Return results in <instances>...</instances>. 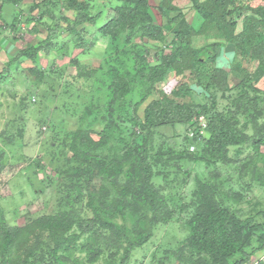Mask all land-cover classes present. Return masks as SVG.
<instances>
[{
    "label": "trees",
    "instance_id": "trees-1",
    "mask_svg": "<svg viewBox=\"0 0 264 264\" xmlns=\"http://www.w3.org/2000/svg\"><path fill=\"white\" fill-rule=\"evenodd\" d=\"M111 1L32 0L16 16V26L23 20L42 27L29 32L46 34L8 59L0 85L19 65L40 105L62 119L43 122L51 132L50 147L56 148L53 177L42 170L40 159L35 164L37 173L48 174L52 205L21 226L10 225L0 210V264H136L138 250L159 226L170 223L182 224L188 236L163 251L166 260L250 264L264 252V212L241 218L228 206L244 199L254 184L264 186L259 152L264 92L256 87L264 78V6L241 0H161L156 22L149 0H116L115 6ZM63 6L72 17L60 10ZM108 6L111 16L98 26ZM189 9L201 20L198 29L186 19ZM46 19L52 26H44ZM94 28L110 44L103 62L90 67L79 63L74 50L89 51L93 44L85 43L86 35L92 38ZM6 29L9 38L16 34ZM197 39L201 43L193 44ZM239 49L249 71L234 60ZM229 51L227 71L215 64ZM48 55L67 61L43 65ZM21 61L33 66L22 68ZM67 67L75 73L68 75ZM165 86L172 87L166 91ZM5 91L19 99V111L37 103L36 96L32 102L28 94L20 97L0 87L1 95ZM64 118L70 128L63 126ZM249 125L251 135L245 133ZM246 148L253 155L239 160ZM195 165L204 171L194 172ZM236 176L243 185L234 181ZM171 182L175 188L169 189ZM155 260L150 264H164Z\"/></svg>",
    "mask_w": 264,
    "mask_h": 264
},
{
    "label": "rangeland",
    "instance_id": "rangeland-1",
    "mask_svg": "<svg viewBox=\"0 0 264 264\" xmlns=\"http://www.w3.org/2000/svg\"><path fill=\"white\" fill-rule=\"evenodd\" d=\"M102 0H97V2H101ZM160 0H149V3L152 7L154 5H158ZM242 3L250 4L253 6H264V0H241ZM41 4V2H40ZM118 4L116 0H112L109 4L110 6H115ZM2 14L0 17V50L2 48H6L7 45L4 43L3 39H8L11 36V32L6 29V27H11L15 35H20V33L27 34L26 40L29 42H34V40L42 39L45 36V31L40 30V32L36 34V36L31 37L29 30L34 26L33 23L27 25L23 20L20 21L17 26L15 25L16 16H19V12H23L28 8V6L24 5V0H21V3L17 5L13 1H4L2 4ZM16 5V6H14ZM94 5V4H92ZM58 4L55 6L57 7ZM65 8L64 6L62 7ZM55 9V8H54ZM58 11L59 9L56 8ZM109 6L106 10H103L104 16L103 19L99 21L98 26L101 25L107 18L111 16V13L108 14ZM67 17H72V11L65 10L63 11ZM187 21L191 27L194 29H198L201 25V20L196 13H192L190 9L185 13ZM156 22L160 20L157 13H155ZM25 19V18H24ZM44 26L51 25L49 20H42ZM6 26V27H5ZM36 28H42L41 25ZM10 32V33H9ZM92 38L86 35V44H93L92 47L88 48V52L85 54L81 53V48H76L74 50V54H79L78 59L79 63L86 64L87 66H92L93 63L100 64L103 62L102 56L109 48L110 41L106 37H103L96 28L91 31ZM13 35V36H15ZM201 43L200 39H197L193 42V44L198 45ZM3 50V49H2ZM232 55V51L224 52L218 59L217 64L227 71L230 70L229 65L231 59L229 58ZM43 56V54H42ZM75 56V55H74ZM43 59V57H42ZM53 55H48V61L46 63V59L43 60L42 64L49 65V60H55L53 65L59 66L67 61L66 59H61L58 62L56 61ZM235 62L241 63L242 67L247 68L249 71L250 64L248 62L247 57H244L241 50L239 49L235 56ZM155 61V60H154ZM234 62V61H233ZM24 67H32L33 64L27 61ZM16 67V68H15ZM213 64H209L208 68H212ZM23 68V67H22ZM15 69V70H14ZM26 71V69H25ZM49 71V70H48ZM11 73L6 74L7 80L5 81V90L18 91L20 97L24 94H28L31 96V101L37 102L36 104L31 103L29 109L24 111H19V107L16 106V103L19 104V99H13L10 94L0 95V132L5 131L4 136L0 139V151H4L2 155H0V210L3 213V217L10 225L21 226L26 223L27 218L34 215V217H38L41 214H45L49 211V208L53 202V190L52 187L47 186L49 183L46 178L48 176V172L52 173L53 170V162L52 159L55 157V149L54 147H50L52 138L51 132H49V126L44 123L52 122L56 123L57 120H61L60 114L58 112L53 113L50 112V108L46 106H41V97L37 95L36 88L30 85L31 82L27 75L22 72L19 65H15L10 70ZM66 73L68 75L74 74V70H71V67H67ZM180 80L187 81V78H183ZM191 84L194 86L195 81L193 77H191ZM203 81H206V78H203ZM192 86V87H193ZM172 86H168V89ZM259 89L264 92V78L256 85ZM163 90L169 91L167 87H161ZM194 88V87H193ZM195 89V88H194ZM11 92V91H8ZM84 92V91H81ZM6 93V91H5ZM85 94V92H84ZM83 94V95H84ZM261 94V93H260ZM36 96V99H34ZM264 115V114H263ZM23 118L19 121V117ZM66 120V118H64ZM51 120V121H50ZM70 121H74L71 119ZM41 122L42 124H39ZM52 123V124H53ZM260 124H264V116L259 121ZM63 126L66 128H70L72 124H67L66 121H62ZM74 124V128H75ZM45 132L44 134H40L39 131ZM56 133H59L61 129L55 127ZM166 135H170L169 129H164L162 131ZM245 133L248 135L253 134L251 129V125L245 130ZM8 138H11L13 143L7 141ZM178 143H181L180 141ZM259 152L264 156V146L259 148ZM233 150H231V154ZM253 155V150L251 148H246L244 152L239 157V160H244L245 158H250ZM37 159H40L42 170L47 172L43 175L42 172H36ZM28 165H30V169L25 172V169ZM261 166V163H259ZM203 168L194 166V172L201 173ZM264 172V171H263ZM53 177V173L52 176ZM41 181H44L42 183ZM234 181L237 184L242 183V179L238 176L234 178ZM233 185L236 186L234 182ZM261 185L252 186L244 199H241L238 204L232 203L229 204V208L237 209L241 218L247 217L249 215L264 212V186ZM167 188L174 187L175 183L166 186ZM185 192L187 190L185 189ZM237 189H232L231 193H236ZM235 196V194H233ZM187 229L183 227L182 224L170 223L167 226H159L155 232L154 237L135 255L136 264H150L152 259L156 258V262L162 260V263L175 264V260H166L163 254V251L166 249H175L177 246H180L184 240L187 238ZM259 260H264V252L260 253L258 256ZM138 262V263H137ZM258 260L256 258L253 259L251 264H257Z\"/></svg>",
    "mask_w": 264,
    "mask_h": 264
},
{
    "label": "crops",
    "instance_id": "crops-1",
    "mask_svg": "<svg viewBox=\"0 0 264 264\" xmlns=\"http://www.w3.org/2000/svg\"><path fill=\"white\" fill-rule=\"evenodd\" d=\"M11 1L15 2L17 5H19V3H21V0H16L17 2L14 0H11ZM31 1L32 0H24V5H22V7L23 6H29ZM155 7H156L155 5H154V7L151 6V8H153L154 12L157 13L155 10ZM0 9H2L1 5H0ZM1 13H2V10H1ZM32 35L30 34L31 37H32ZM17 36L18 35H16L15 38H14V36H12L11 38L3 39V41H4V43H6L7 47L2 48L3 50L2 49L0 50V71L3 67V65L8 61V59L11 56L15 55L18 52V50L26 48L27 45H29L31 43L28 40H26V37L28 36L27 34L25 36H21L18 38H17ZM26 63H27V61H24L21 66L24 67L23 65Z\"/></svg>",
    "mask_w": 264,
    "mask_h": 264
},
{
    "label": "clouds",
    "instance_id": "clouds-1",
    "mask_svg": "<svg viewBox=\"0 0 264 264\" xmlns=\"http://www.w3.org/2000/svg\"><path fill=\"white\" fill-rule=\"evenodd\" d=\"M9 1H10V0H9ZM40 2H42V0H38L37 3H40ZM1 3H2V2H1ZM159 3H161V0H160ZM159 3H158V5H159ZM149 4H150V3H149ZM0 5H1V4H0ZM158 5H156L155 8H157ZM150 6H151V5H150ZM58 9H60V8H58ZM106 9H107V8H105V10H106ZM60 10L63 12L65 9H63V8L61 7ZM60 10L57 11V13L60 12ZM153 12H154V10H153ZM63 13H64V12H63ZM109 13H111V10H110V9H109V11H108V14H109ZM192 13H193V11H192ZM153 14L155 15V12H154ZM186 19H187V18H186ZM33 27H36V26H33ZM31 31H32V30H31ZM32 34H33V33H32ZM32 34H31V35H32ZM25 35H26V34H24V33H20V35H18L17 38H18V37H21V36H25ZM33 36H36V34H35V35L33 34L32 37H33ZM31 43H33V42H31ZM43 59H44V57H43ZM29 62H30V61H29ZM20 63H23V62L21 61ZM10 70H11V68H10ZM14 70H15V69H14ZM8 73H11V72L9 71ZM6 80H7V79H6ZM6 80H4V82H2V84L0 85L1 88H3V87L6 88V86L4 85ZM3 89H4V88H3ZM4 94H6V93H2V95H4ZM23 94H24V93H23ZM0 95H1V92H0ZM200 118H202V121H200ZM200 118H198V121L202 122V125L205 126V124H204V122H203V117H200ZM204 126H202L203 129H204ZM201 133H203L202 130H201ZM190 150L193 151V150H194L193 147H191ZM259 254H260V253H259ZM259 254H258V255H259ZM258 255H257V256H258ZM256 259L258 260V263H257V264H259L260 262H263V261H264V260H261V261H260L258 257H256ZM252 261H253V260H252ZM252 261H251V263H252ZM251 263H250V264H251Z\"/></svg>",
    "mask_w": 264,
    "mask_h": 264
},
{
    "label": "built area",
    "instance_id": "built-area-1",
    "mask_svg": "<svg viewBox=\"0 0 264 264\" xmlns=\"http://www.w3.org/2000/svg\"><path fill=\"white\" fill-rule=\"evenodd\" d=\"M200 121H202V118H200ZM202 126H204V125H202Z\"/></svg>",
    "mask_w": 264,
    "mask_h": 264
}]
</instances>
